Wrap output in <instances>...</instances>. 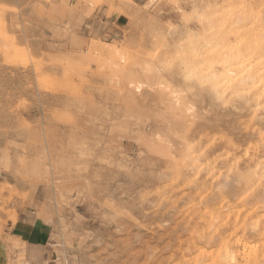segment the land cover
Here are the masks:
<instances>
[{
	"label": "rangeland",
	"instance_id": "obj_1",
	"mask_svg": "<svg viewBox=\"0 0 264 264\" xmlns=\"http://www.w3.org/2000/svg\"><path fill=\"white\" fill-rule=\"evenodd\" d=\"M253 208L264 0H0V264H244Z\"/></svg>",
	"mask_w": 264,
	"mask_h": 264
},
{
	"label": "bare ground",
	"instance_id": "obj_2",
	"mask_svg": "<svg viewBox=\"0 0 264 264\" xmlns=\"http://www.w3.org/2000/svg\"><path fill=\"white\" fill-rule=\"evenodd\" d=\"M120 5V3H119ZM123 5V4H122ZM191 28V27H190ZM188 30V28H186ZM191 31V29L189 30ZM188 31V32H189ZM194 34V33H193ZM67 35V34H66ZM119 51V50H118ZM113 53V52H112ZM119 52H116V55H118ZM120 55V54H119ZM230 73V72H229ZM228 73V74H229ZM227 74V75H228ZM233 74V73H232ZM246 74V73H245ZM226 75V76H227ZM218 76L215 75V74H209L206 76L205 79H208V80H213L217 78ZM230 77V75H229ZM199 78V77H198ZM219 78V77H218ZM217 78V79H218ZM248 78V77H247ZM241 83H245L246 81V78L243 77V79H241ZM239 80V81H240ZM251 81V80H250ZM233 82V81H232ZM247 82V81H246ZM249 82V81H248ZM240 84V83H239ZM163 88L165 90H168L169 89L167 88V86L163 85ZM236 88V87H235ZM248 88V87H247ZM172 91V90H171ZM177 92H172L173 95H175ZM179 95V93H178ZM177 95V97H178ZM189 108V106L187 107ZM190 109V108H189ZM142 118V117H141ZM150 120L149 116L145 118V122ZM251 195V194H249ZM260 195V194H259ZM262 195V194H261ZM245 196V195H244ZM253 198V197H251ZM252 201V200H250ZM255 201V200H254ZM252 205V204H251ZM256 205V204H255ZM259 206V205H258ZM257 206V207H258ZM261 206V204H260ZM250 211H252L253 214H256L257 217H255L252 222H251V227L254 228V230H258L259 229V224L264 221V213H260L257 208H253L251 209ZM252 214V215H253ZM209 215V214H208ZM214 219V218H213ZM218 219V218H217ZM261 221V222H260ZM219 226V225H218ZM236 227V226H235ZM263 233H264V227L262 229ZM232 233V232H231ZM262 233V234H263ZM258 239L260 240H257L256 242H254L252 245L251 244H243V252H247L246 254V257L247 259L245 260V263L244 264H264V240H261L262 238L259 237ZM238 241V240H237ZM232 243V242H231ZM241 243V242H240ZM230 245V244H229ZM231 246V245H230ZM201 251V250H200ZM214 255V254H212ZM211 256V255H210ZM215 261L213 259H211V261H213L214 263L216 262L217 264H239L237 263V260H236V255L234 254V252L232 250H230L227 246H222L221 249H218L217 252H216V255H215ZM245 257V256H244ZM210 263V262H209ZM208 264V263H206ZM211 264V263H210Z\"/></svg>",
	"mask_w": 264,
	"mask_h": 264
},
{
	"label": "crops",
	"instance_id": "obj_3",
	"mask_svg": "<svg viewBox=\"0 0 264 264\" xmlns=\"http://www.w3.org/2000/svg\"><path fill=\"white\" fill-rule=\"evenodd\" d=\"M8 235L27 248L37 249L47 243L48 231L41 220H33L25 213L9 225Z\"/></svg>",
	"mask_w": 264,
	"mask_h": 264
}]
</instances>
